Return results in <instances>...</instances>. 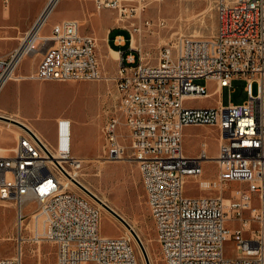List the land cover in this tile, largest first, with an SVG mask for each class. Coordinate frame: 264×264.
I'll list each match as a JSON object with an SVG mask.
<instances>
[{"label": "built area", "instance_id": "1", "mask_svg": "<svg viewBox=\"0 0 264 264\" xmlns=\"http://www.w3.org/2000/svg\"><path fill=\"white\" fill-rule=\"evenodd\" d=\"M93 1L96 10L114 12L117 23L127 26L129 53L117 51L114 77H104L97 39L81 35L77 20H62L50 34L35 36L49 6L19 46L0 57V92L15 79L112 81L114 92L107 94L113 100L100 129L102 155L110 162L130 157L137 163L158 253L168 252L163 263L264 264V0H205L215 10L214 34L178 36L154 63L132 46L133 36L152 26L139 21L141 0ZM116 41L121 47L122 39ZM43 50L36 70L17 76L22 59ZM235 79L245 81L240 104L231 101ZM198 80L215 82L217 99L225 88L227 104L186 107L187 98L209 96ZM117 102L126 103V116H117ZM17 127L14 145L0 147V200L17 207L16 252L0 257V264H22L23 245L42 242L55 245V264H138L128 237L100 233V207L74 182L72 174L83 161L72 155L71 120H56L51 143ZM186 127L215 132L216 156L208 154L205 141L197 154H185ZM205 161L216 165L219 195H186L187 178H200ZM233 183L238 187L227 193ZM27 202L37 204L29 209L30 236L24 224ZM52 213H60L61 224H53ZM228 241L231 256L224 252Z\"/></svg>", "mask_w": 264, "mask_h": 264}, {"label": "rangeland", "instance_id": "2", "mask_svg": "<svg viewBox=\"0 0 264 264\" xmlns=\"http://www.w3.org/2000/svg\"><path fill=\"white\" fill-rule=\"evenodd\" d=\"M141 4H144L145 7L140 13L139 21L148 20L152 23V26L150 29L143 28L140 34L134 35V46L151 63L156 61L160 49L178 36L208 38L215 32V10L211 2L205 0H141ZM56 14L57 18L63 17L65 15L64 6L57 7ZM114 14H112V17L115 19ZM103 16L106 15L103 13ZM158 19L163 21L162 25H157ZM113 22L119 28L124 27L116 20ZM122 30L128 32L127 26ZM115 35L114 32L108 33L110 39H113ZM125 37H128V35H125ZM95 38L97 39V56L104 77L112 78L115 76L118 66L117 61L108 53L106 33L101 36L95 35ZM5 45L0 41V48L5 47ZM127 49V47L123 49L125 54L129 53ZM43 52L44 50L41 52V56ZM33 57L35 56H27L24 61L25 68L29 67ZM196 82L203 84V80ZM244 86L245 81L242 79L232 81L234 93L231 96V101L233 103L240 104L246 99ZM108 90L113 94V82L105 79L80 82L9 81L0 92V109L9 115L21 113L26 122L31 124L32 121V126L37 129L39 135L50 143L54 138L52 118L58 115L70 119L73 127L72 155L83 161L80 168L76 170L77 178L87 185L91 193L93 192L97 197L104 200L107 205L133 227L148 251L150 264H164L160 252L158 253L154 226L146 205L137 163L130 157L110 162L104 160L102 155L103 141L100 129L105 120L106 109L110 108L113 100L112 96L107 94ZM255 91L254 85L253 92ZM222 96L223 101L227 103V90L223 91ZM205 100H198L196 103H202ZM3 121L6 122L7 120ZM13 124L18 126L15 123ZM6 128L8 126L0 122V147L2 148H9L14 145L15 135L12 129L20 133L18 127L10 126L11 129L9 130L11 131ZM202 141L207 143L208 154L213 157L216 156L218 144L215 132L206 127H186L183 130L185 154H197ZM202 169L203 172L200 178H187L184 185L185 194L188 196L219 195L220 191L215 181L217 173L215 163L205 161L202 164ZM236 187H238V184H230L226 189L227 193L230 189ZM223 197L228 196L224 195ZM94 201L96 202V200ZM97 202L100 203V200ZM31 207L35 209L37 204L30 205L27 202L24 205V224L27 225V231L25 232L27 236H30L33 230L32 223L29 220V209ZM100 210V233L107 237L121 235L128 237L138 264H146L144 253L131 233L127 232L111 213L102 207H100ZM16 221L17 207L15 204L11 201L0 200V257H11L16 252ZM224 252L228 256L234 254L232 242L225 243ZM55 263L56 247L53 243H26L23 245L22 264Z\"/></svg>", "mask_w": 264, "mask_h": 264}, {"label": "crops", "instance_id": "3", "mask_svg": "<svg viewBox=\"0 0 264 264\" xmlns=\"http://www.w3.org/2000/svg\"><path fill=\"white\" fill-rule=\"evenodd\" d=\"M60 5L64 6L65 15L57 18L56 10ZM49 6L51 9L45 24L37 32L39 37L50 34L53 24L66 19H75L80 24L79 32L81 35H92L95 37V35L101 36L106 33L108 53H110V50L117 53L118 50L123 51L126 47L129 50V43L128 45L126 44L128 37H125V35L129 36L128 32L123 31V27L119 28L114 24L113 21L116 18L112 17V14H114L112 11L107 9L96 10L93 0H0V41L6 44L5 47L0 48V57L7 56L19 46L22 38L28 35ZM86 13L89 15L87 16ZM103 13L106 16H103ZM113 32L116 35L113 39H110L108 33L111 34ZM117 38L122 39L121 47H119L118 41H116ZM32 56L35 57L32 58L27 68L24 67V61L27 59V56L22 59L17 70V76H28L36 70L42 56L41 54ZM13 81H16V79ZM203 84H205L209 96L187 98L184 102L186 107L211 108L227 104L223 101L222 96L223 91L226 90L225 88L220 89V97L217 99L214 96L216 89L215 82L207 81L203 82ZM211 86L213 88H210ZM202 99L206 100L202 103H196ZM58 118V115L52 118L54 127ZM33 128L35 129L34 126Z\"/></svg>", "mask_w": 264, "mask_h": 264}, {"label": "bare ground", "instance_id": "4", "mask_svg": "<svg viewBox=\"0 0 264 264\" xmlns=\"http://www.w3.org/2000/svg\"><path fill=\"white\" fill-rule=\"evenodd\" d=\"M208 7H210V6H208ZM209 9V8H208ZM206 12V11H205ZM38 30L39 29H37V30H35V36L37 37V38H39V35H38ZM134 43H135V38H134V36H133V39H132V46L134 47ZM110 56L114 59V60H117V58H118V53H116V52H114V51H112V50H110ZM23 115L21 114V113H16V114H14V115H9V114H6V112H4L3 110H1L0 109V122H2V123H4V124H6L7 126H8V128L7 129H11V128H9L10 126H13V127H16L17 128V126L16 125H14L13 123H15V122H17V123H20V124H22V125H24L26 128H28L30 131H32L34 134H36L41 140L43 139L40 135H39V132L38 131H36V129H34L33 128V126H32V124H29L28 122H26V120L24 119V116L22 117ZM117 116H126V103L125 102H118V106H117ZM3 118H6V119H3ZM7 120L6 122L5 121H3V120ZM11 122H13V123H11ZM16 124V123H15ZM11 131V130H10ZM12 132L14 133V135H15V137L19 134L18 133V131H16V130H13L12 129ZM4 150V149H3ZM101 160V159H100ZM100 162H104V161H100ZM106 162V161H105ZM72 177L73 178H75L76 179V181L79 183V184H81L87 191H89L90 193H91V190L87 187V185H85L80 179H78L77 178V175H73L72 174ZM85 192V191H84ZM86 193V192H85ZM93 193V192H92ZM91 193V194H92ZM89 196V195H88ZM93 196H95L97 199H99L100 200V203L99 202H97V200H96V202H97V204H98V206L99 207H102V208H104L107 212H109V213H111L110 211H109V209H107V207L108 208H110L111 210H113L109 205H107L105 202H104V200H102L101 198H99V197H97L94 193H93ZM90 197V196H89ZM93 200H95L93 197H91ZM98 200V201H99ZM106 204L105 206H107L106 208L105 207H103L102 206V204ZM149 209V208H148ZM114 211V210H113ZM115 212V211H114ZM112 214V213H111ZM113 215V214H112ZM123 218V217H122ZM117 219V218H116ZM124 219V218H123ZM52 220H53V224H61V215H60V213H52ZM125 220V219H124ZM119 221V220H118ZM126 221V220H125ZM120 222V221H119ZM127 222V221H126ZM128 223V222H127ZM120 224L126 229V231L127 232H129V229L123 224V223H121L120 222ZM130 225V224H129ZM130 227L133 229V227L130 225ZM144 247V250H145V253H146V255H147V257H148V259H149V254H148V251H147V249H146V247L145 246H143ZM160 255H161V257H162V260H168V252H160Z\"/></svg>", "mask_w": 264, "mask_h": 264}, {"label": "water", "instance_id": "5", "mask_svg": "<svg viewBox=\"0 0 264 264\" xmlns=\"http://www.w3.org/2000/svg\"><path fill=\"white\" fill-rule=\"evenodd\" d=\"M18 126H20L21 128H23V129H25V130H27V128L24 126V125H22V124H20V123H17V122H15ZM77 185H78V187L84 192H86V194L87 195H89L90 197H93L95 200H97L98 201V199L95 197V196H93V194H91L89 191H87L81 184H79L78 182H76V181H74ZM105 206V205H104ZM105 207H107V206H105ZM107 209H109V211L113 214V216L115 217V218H117V220H119L121 223H123L128 229H129V232L131 233V235L134 237V239L136 240V242L138 243V245H139V247L141 248V250H142V252L144 253V256H145V261H146V264H150V262H149V260H148V257H147V255H146V253H145V250H144V248H143V245H142V243H141V241H140V239H139V237H138V235L136 234V232L130 227V225L119 215V214H117L116 212H114L113 210H111L110 208H108L107 207Z\"/></svg>", "mask_w": 264, "mask_h": 264}, {"label": "trees", "instance_id": "6", "mask_svg": "<svg viewBox=\"0 0 264 264\" xmlns=\"http://www.w3.org/2000/svg\"><path fill=\"white\" fill-rule=\"evenodd\" d=\"M126 43H127V44L129 43V42H128V40H127V42H126ZM124 45H126V44H124Z\"/></svg>", "mask_w": 264, "mask_h": 264}]
</instances>
